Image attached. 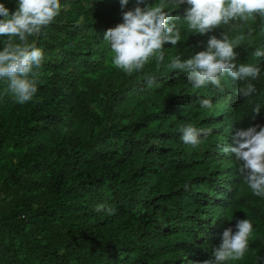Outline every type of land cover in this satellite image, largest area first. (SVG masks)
Listing matches in <instances>:
<instances>
[{
	"label": "trees",
	"instance_id": "obj_1",
	"mask_svg": "<svg viewBox=\"0 0 264 264\" xmlns=\"http://www.w3.org/2000/svg\"><path fill=\"white\" fill-rule=\"evenodd\" d=\"M61 3L46 34L32 38L45 53L33 99L16 102L0 81V264H202L223 231L247 215L249 251L227 264H264V197L237 175L234 154L221 150L233 142L226 137L233 126L264 125V108L253 114L233 87L197 90L186 74L154 61L126 74L104 40L127 10L120 0ZM248 23L253 42L264 41V21ZM228 30L167 42L165 66ZM237 47L240 62L264 65V56L250 57L255 45ZM255 83L264 90V81ZM204 97L214 110L200 108ZM222 98L233 101L231 110H217ZM232 113L238 122L232 117L229 127L222 117ZM188 122L213 132L199 146L186 145L177 128ZM105 201L113 214L95 211Z\"/></svg>",
	"mask_w": 264,
	"mask_h": 264
},
{
	"label": "clouds",
	"instance_id": "obj_2",
	"mask_svg": "<svg viewBox=\"0 0 264 264\" xmlns=\"http://www.w3.org/2000/svg\"><path fill=\"white\" fill-rule=\"evenodd\" d=\"M153 2L142 6L143 0H137L135 7L128 8L130 0H120L121 8L127 9L122 12L123 19L104 32V40L114 53V64L132 75L154 61L157 69L166 67L186 74L197 90L207 85H214L218 90L231 86L247 98L246 103L253 114L259 113L264 108V90H258L255 82L264 81V65L256 59L240 62L237 46L247 41L249 45H255L250 57L264 56V41L253 42V28L248 23L258 18L264 21V0ZM15 3L17 6L12 9L9 0H0V81L7 84L16 102L25 104L38 91L39 69L45 60L44 50L32 38L46 34V28L61 15L62 3L61 0H15ZM181 4L188 5L182 16L177 15ZM82 22L83 16L76 24ZM220 25L229 30L222 36L211 35L207 43H203L205 47L188 58H182L177 52L165 66L167 42L176 45L189 32L204 34ZM231 102L222 98L217 110H231L234 106ZM200 108L211 111L215 104L210 97H204L200 100ZM229 116L234 117L233 114ZM228 124L231 127L233 122ZM212 132V127L192 122L181 123L177 128L183 143L193 147L199 146ZM226 137L233 138V142L225 144L221 150L234 154L237 175L254 195L264 197V125L252 124L236 131L233 126ZM95 211L113 214L115 209L105 201L97 204ZM226 215L233 219V213ZM253 231L254 224L248 215L236 219L234 228L230 226L223 231L221 242L211 247L210 257L202 264H227L229 260L244 258Z\"/></svg>",
	"mask_w": 264,
	"mask_h": 264
},
{
	"label": "rangeland",
	"instance_id": "obj_3",
	"mask_svg": "<svg viewBox=\"0 0 264 264\" xmlns=\"http://www.w3.org/2000/svg\"><path fill=\"white\" fill-rule=\"evenodd\" d=\"M233 114V113H232ZM234 117L236 118V120H234V123H236V122H238V119H237V116L234 114ZM228 123H232L233 122V118L231 117V116H229V118H228V121H227Z\"/></svg>",
	"mask_w": 264,
	"mask_h": 264
},
{
	"label": "bare ground",
	"instance_id": "obj_4",
	"mask_svg": "<svg viewBox=\"0 0 264 264\" xmlns=\"http://www.w3.org/2000/svg\"><path fill=\"white\" fill-rule=\"evenodd\" d=\"M233 140V139H232Z\"/></svg>",
	"mask_w": 264,
	"mask_h": 264
}]
</instances>
